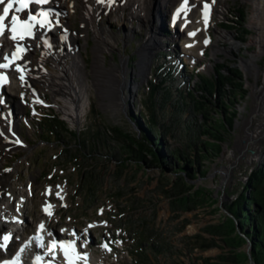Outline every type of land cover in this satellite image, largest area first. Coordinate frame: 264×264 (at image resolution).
Instances as JSON below:
<instances>
[{
	"label": "rangeland",
	"instance_id": "obj_1",
	"mask_svg": "<svg viewBox=\"0 0 264 264\" xmlns=\"http://www.w3.org/2000/svg\"><path fill=\"white\" fill-rule=\"evenodd\" d=\"M218 4L219 0H215L209 27L210 44L204 45L205 54L201 57L188 50L185 36L179 35L189 32H173L175 28L172 24L168 26L173 5L164 9V30L161 38H158L161 46L154 50L151 71L146 72V80L139 73L141 70L135 73L132 69L138 68L142 60L139 46L149 37L147 33L150 28L140 25L137 20H117L114 15L95 8L97 24L105 25L107 32L113 31L116 36L112 39L114 48L103 52L104 67L110 68L115 63L122 68V62L125 61L127 71L118 73L120 79L128 85L133 81L138 83L132 95L128 87L123 88L122 94L126 101L124 104L119 101L120 104L116 106L110 97L102 96L97 83V78L102 76L94 70L101 66L95 62L93 28L91 25L87 27L86 42L81 11H70L65 7L71 12L66 20L70 22V32L76 31V42L84 59L89 104L74 124L59 106L53 110L61 119H67L64 124L73 132L78 131V137L66 131L62 138L47 134L49 130L45 119L41 123L33 122L34 131L23 129L28 144L4 142L5 137L0 135V139L1 136L3 138L0 150L4 148L0 153L2 168L17 176L13 186L15 189L28 190L30 193L25 222L19 223L33 231L38 221L49 220L57 234L67 232L75 237L78 233L76 241L79 247L87 248L86 254L91 258L89 264H195L202 263L203 257H212L227 250L221 236H212L205 227L231 223V217L234 216L228 209L229 203L245 189L252 169L264 160V54L256 60L257 71L246 69L244 60L258 50L255 39L259 31L254 26L253 1L223 0ZM240 9L244 11V16L239 13ZM129 11L127 8L125 17H128ZM150 22L145 21V24L148 26ZM156 24L159 23L156 21ZM245 26L249 32H245ZM128 28L130 36L127 41L121 40ZM234 43L238 44L236 48L233 47ZM182 57L185 61L183 67ZM221 64L225 65L223 69L226 75L231 74L234 68L239 69L243 76L240 81L243 82L244 94L230 93L232 86L227 85L215 97L214 93L208 91L206 82L196 75V72H202V75L213 79L216 69L221 70ZM51 65V71H57ZM153 84L157 85L158 91L151 97ZM189 85L197 90L201 100L211 101L205 103L204 108L207 109V117L212 120L221 115L220 108L212 105L218 97L230 100L235 96L238 102H233L232 108L237 112L235 125L221 153L200 155L202 143L208 139L205 129L210 126L204 120L202 108H197L188 96ZM47 93L56 96L51 91ZM151 100L156 108L158 125L165 133L166 153L174 152L176 156H170L171 162L166 165L139 163L129 153L128 145L132 137L138 133L145 134L135 118L142 121L140 115L147 117ZM61 103L64 104L63 100ZM18 110L16 113L19 116ZM67 147L73 152L71 157L70 153L64 152ZM180 152L185 153L190 159L188 164H191L193 171L196 170V177L187 178L188 185H194L193 191L199 189L203 193V199L197 200V205L190 209H175L178 205L170 193L173 181L182 171L174 166L176 159L183 163L178 156ZM180 165L186 167L185 164ZM91 175L95 176V183H89L87 177ZM89 184H94L91 190ZM1 196L13 203L20 200L10 186L3 189ZM49 203L55 208L52 215L43 212ZM3 223L9 225V218L4 219ZM5 233L6 229L1 226L0 237L3 238ZM196 233L208 239L214 237L218 246L213 245L205 250L193 249L188 240L187 246L184 237ZM138 235L140 239L147 240L143 245L150 256L148 259L127 250L134 247L129 242L137 241ZM123 236L129 238V242H122L120 237ZM153 240L162 244L160 250L163 252L159 257L148 248L147 244ZM247 244L248 241L237 247V251L247 252ZM15 246L17 243L12 248ZM4 253V248H0V254ZM80 254L83 256L84 250ZM248 261L245 264L251 263L249 256Z\"/></svg>",
	"mask_w": 264,
	"mask_h": 264
},
{
	"label": "bare ground",
	"instance_id": "obj_2",
	"mask_svg": "<svg viewBox=\"0 0 264 264\" xmlns=\"http://www.w3.org/2000/svg\"><path fill=\"white\" fill-rule=\"evenodd\" d=\"M69 0H57V5H63L68 10H79L82 13V22L84 27V35L87 42V36L88 31L87 27L91 25L94 31L93 38L96 41L95 45V62L96 65L101 66L100 68L95 67V73L102 76L101 78H97V83L100 86L101 94L104 97H110L111 102L114 106L121 104H124L126 101V98L123 96V88L128 87L129 91L132 92L131 95L134 92V88L138 86L137 81H133L134 83L127 84L125 81L121 80L118 73L124 72L126 73V67L125 65L127 62H122V68H119L115 63L110 68L104 67L103 63V52L105 49L108 48H114L112 39L114 40L116 38L113 31H108V28L103 25L100 26L99 23L97 24L96 19L94 17L95 14V8H100L102 11L108 12L112 15H114L117 20H123V21H138L140 25L146 26L148 29L150 28L149 32L147 33L149 37L144 41L142 45L139 46V51L142 55V60L138 64V68L132 69L135 73H138V69L141 70L139 73L141 75H144L143 80H146V75L148 72L151 71V62H152V56L154 53V50L159 48L161 46L160 35L163 32V18L165 17L164 9L168 7V5H173L172 12L170 16L172 17V21L175 22V29L173 32L180 31H187L189 32V35L187 34H179L182 36H185L184 42H186V48L188 50H191L193 53H196L197 57H201L204 53V42L206 39H210L209 36V27L211 20H208L207 23H205L204 19L202 18V9L197 7L196 5L191 9V11L187 14L186 17H182L183 11L178 10V6L180 3V0H104L103 3L100 2V0H72L71 4L68 2ZM222 2L223 0H219ZM255 4V21L254 26L259 31L255 41L258 43V50L254 52V54L244 60V65L246 69L249 70H255L257 71L258 65L256 63V60L259 55L264 54V0H252ZM92 4L95 6L93 7ZM218 4V5H219ZM226 4L223 3V6L225 7ZM1 8V5H0ZM127 8L130 9L128 17H125L124 14L127 10ZM167 9V8H166ZM163 12V14H162ZM71 13V12H70ZM69 13V14H70ZM162 14V15H161ZM153 15V17H152ZM139 17V18H138ZM149 24L148 26L145 24L146 22ZM136 21V22H137ZM159 23L158 25L156 24ZM183 30H181L180 28ZM186 29V30H185ZM129 28L126 29L127 32H125V37H121V40L127 41V38L129 35ZM134 30V29H133ZM132 30V31H133ZM194 33V35L191 34ZM71 36L68 35L66 37V41L69 43V46L66 45L65 47V54H67L70 57V60L65 59L64 61L62 59L57 58L56 61L58 62V71L50 72L49 74L45 72L43 66L42 68L38 67L37 73H30L29 75V81H32L34 85L36 86L37 90L41 91L49 88V90L57 96H60L64 104L62 105L63 109L65 110V114L70 117L71 115L68 114V111H71L72 114L77 115V107L80 106L82 102H84V105L89 104V95L87 92L86 87V75L84 70V59H82V55L78 51L77 54L74 50L75 43H72V40L69 39ZM219 37H222V35H218ZM75 39V38H73ZM8 42V40H6ZM67 46L69 48H67ZM238 46L237 43L233 44V47L236 48ZM44 53H46V50H43ZM67 57V56H66ZM150 62V65H149ZM39 65V62L37 61L34 63V66L37 67ZM95 65V66H96ZM97 70V71H96ZM100 70V71H99ZM147 72V73H146ZM97 75V76H98ZM96 80V79H95ZM136 82V83H135ZM36 83V84H35ZM9 87V91L13 95V93L20 92L21 86L14 81L9 83L7 86ZM5 89V88H4ZM264 93V89H263ZM56 97V96H55ZM120 101V102H119ZM18 107V106H17ZM17 107L15 109L17 110ZM19 108V107H18ZM23 108V107H21ZM83 108V107H80ZM16 110H14L15 117L19 118L18 114L16 113ZM83 113V112H82ZM77 118H72L73 122ZM14 124L17 123L16 118H13ZM0 122L3 124V128L0 129V135L4 136V142H8V137H17V134H12L13 131L12 127L9 126L6 122V120L3 118V116H0ZM32 130V129H31ZM1 136V141H3V138ZM18 141H13L14 144H24L25 142L21 140V136H18ZM22 141V142H21ZM6 147V146H4ZM4 149V148H3ZM0 150V153L3 151ZM3 164L0 160V225L2 228L6 229V233L4 236L10 234V240L7 242V246L5 248L6 252L12 251V246L16 243L17 238L16 235L23 234L24 231H14V228L10 226L11 223L14 225H19L18 223L22 221L25 222V215L27 210V202L30 199V193L28 190L24 189H15L14 182L17 180V176L13 175L12 173H8L7 170L2 168ZM15 173H17L15 171ZM14 173V174H15ZM12 174V175H11ZM18 174V173H17ZM12 187V190L14 194H16L20 200L11 202L9 199H4L3 196H1V192L3 189L7 187ZM50 204V203H49ZM49 204L45 205L48 206ZM51 205V204H50ZM50 212H53L55 208L53 205L48 209ZM47 215V212L44 211ZM10 220L9 225L4 224L3 220L8 219ZM50 221L47 220H41L38 221L36 224V228L33 232L26 231L29 228L26 226V236H22V242L21 246L25 247L27 243L29 242V246L32 247L33 245V238L35 240V247L38 249L41 245V240H37L36 237L40 236L42 237L45 233L52 232L54 237H49L48 239L56 240L57 241V248L54 252L50 253L49 249L47 252V257L49 260H51V264H66L65 257L63 255V250L59 247L60 243H68V242H74L75 249L77 252L81 253V251L84 250V254L87 256V259H81L76 262V264H89L91 262V258L89 257V254H86V249H83L79 247V243L76 241L75 237H78V233H76V236L73 237L72 235H68L67 232H58L55 233L53 230V226L50 225ZM29 224V222H28ZM43 224L44 229L40 230L39 225ZM16 225V227H18ZM0 226V227H1ZM23 226V224H22ZM79 240V239H78ZM78 243V244H77ZM0 244H4V240L2 237H0ZM28 246V247H29ZM51 246H49L50 248ZM26 251V248H25ZM24 251V252H25ZM38 251V250H37ZM24 252L22 254H24ZM14 254V252L12 251ZM18 253V252H17Z\"/></svg>",
	"mask_w": 264,
	"mask_h": 264
},
{
	"label": "trees",
	"instance_id": "obj_3",
	"mask_svg": "<svg viewBox=\"0 0 264 264\" xmlns=\"http://www.w3.org/2000/svg\"><path fill=\"white\" fill-rule=\"evenodd\" d=\"M239 13L244 16V11L242 9L239 10ZM244 29L245 32L250 31L246 26ZM220 66L221 70L216 69V74L213 76V79H210L208 76L200 75V77L206 82L208 91L214 93L216 97L219 94L220 89L223 88L225 90L227 85H231L232 89L230 90V93L236 94L240 92L239 95L241 93L244 94L245 89L243 87V82L240 81L243 79V76L239 69L234 68L231 70V74L226 75L223 69L225 65L221 64ZM188 87H190L187 92L188 96L191 97L197 108H202L201 111L204 113H202L204 115V120L211 128L207 130L205 129L206 134H208V139L203 141L200 155L211 156L215 153H221L224 149V142H226V138L235 125L237 112L232 108V106H234L233 102L236 101L235 96L234 99L230 100L222 96L221 98H217L215 104L212 105L218 109L220 108L221 115H219V118L213 117L214 119L212 120L207 117L206 114H208V112L207 109L204 108L209 100H201V96L197 94V90L191 87V85ZM152 88L151 97L158 91L157 85L153 84ZM166 93H168V91H166ZM236 103L238 102L236 101ZM148 109L149 114H147V117L140 115L142 121L135 118L145 134L138 133L132 137L128 145L129 153H131L133 156L132 158L139 163L145 162L152 166H159V164L166 165L171 162L170 156H176L174 152H171L170 154L166 153L165 133L158 125L156 108L153 106L152 100L148 103ZM45 122L48 125V129L52 131L56 137H63V132L67 129L63 121L57 118H46ZM70 133L73 136L78 137L75 132ZM152 134H154V136ZM64 152L66 154L70 153V157L73 153L68 147L64 149ZM184 154L185 153L180 152L178 155L183 163L178 162V159H176L177 162H174V166H178V168L182 170L179 172L177 171L179 176L176 181H173L170 192L174 197V202L178 205L175 209H178L179 207H187V209L194 208L197 205V200L203 199V193L199 189L193 191L194 185H188L187 178L196 177V170H192L191 164H188L190 159ZM74 157L77 156L75 155ZM180 164H185L186 167H183ZM121 165H123V163ZM184 170L187 173H184ZM87 178L89 183H95L94 175ZM93 185L94 184H89V190H91ZM244 188L245 189L237 196V198L231 201L228 205L229 211L234 216V218L231 217V223L227 225L225 223H219L218 225H208L205 227L206 232L212 236H221L223 245L227 250H223L221 253L212 257H203L202 263L195 264H245V262L248 261V254L243 250L237 251V247L243 245L246 241H248V243L251 242L252 244L251 252L255 263L264 264V160L252 169L248 182H246ZM233 233H236V235L232 236L231 234ZM184 240L186 245L188 240L191 244L190 247L193 249L200 248L205 250L213 245L218 246L214 237L208 239L201 233L186 235ZM144 241L147 240L140 239V236L138 235L137 241L135 239V241L132 242L135 248H129V250L132 251L133 255L148 259L150 256L147 255L148 251H145L146 248L143 245ZM153 241L154 242L147 244L148 248H151L156 256L159 257L163 252V250H160L162 249V244H159L158 240Z\"/></svg>",
	"mask_w": 264,
	"mask_h": 264
},
{
	"label": "snow or ice",
	"instance_id": "obj_4",
	"mask_svg": "<svg viewBox=\"0 0 264 264\" xmlns=\"http://www.w3.org/2000/svg\"><path fill=\"white\" fill-rule=\"evenodd\" d=\"M101 3L104 2V0H100ZM47 4L49 3V0H0V5H4L2 9V14H0V36H4L6 30L11 32V39L13 41H22L24 40L25 36H32L33 29L36 27V25H39L41 28L45 27L46 24L50 23V21L47 20V17L49 16V13L46 11L40 12L39 16L43 17L44 19H38L37 15H32L30 12L27 15V19H21L18 13L24 12L25 10L29 9L30 4ZM215 3V0H211V3H205L204 4V21L205 23L208 22L210 9L212 7V4ZM185 4H187V0H185ZM10 13H12L10 20L11 24L10 27L5 23V21L9 18ZM194 35V33H192ZM207 43V41H205ZM24 49L17 43L16 44V51L12 53L11 59L8 56H4L3 59L7 61V63H0V69H8L10 68L14 61L17 59H20L21 57L18 55L19 53L23 52ZM15 70L23 73L24 68L20 65H15ZM20 80H24V75H20ZM8 82V78L6 75L0 74V84H4ZM2 102V101H0ZM50 191V190H49ZM59 196V193H57ZM63 199V197H60ZM51 207V205L46 206L45 211L48 213V215H52V213L48 210ZM103 210H101L102 212ZM89 227H92L91 225ZM40 230L44 229V225H39ZM37 240H42V237L37 236ZM4 244H0V247L6 248L7 242L10 240V234L3 237ZM43 247V244L40 245ZM57 242L53 241L51 244V247L49 248V252L52 253L57 248ZM25 247H22L19 252L16 254V257L12 261H3V264H19L20 256L25 251ZM59 247L63 250V255L66 260V264H76L78 260L87 259L86 255H81L79 252L76 251L74 242H68V243H60ZM105 248H107V245H104ZM39 262L40 257L36 258Z\"/></svg>",
	"mask_w": 264,
	"mask_h": 264
},
{
	"label": "water",
	"instance_id": "obj_5",
	"mask_svg": "<svg viewBox=\"0 0 264 264\" xmlns=\"http://www.w3.org/2000/svg\"><path fill=\"white\" fill-rule=\"evenodd\" d=\"M149 65H150V62H149ZM251 248H252V244H251V242H249L247 244V252H248L249 260H250L251 264H256L255 261L253 260Z\"/></svg>",
	"mask_w": 264,
	"mask_h": 264
}]
</instances>
